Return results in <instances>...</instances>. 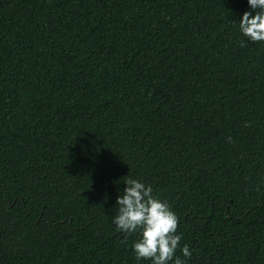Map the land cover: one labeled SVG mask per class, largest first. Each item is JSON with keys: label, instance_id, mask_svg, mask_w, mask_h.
I'll use <instances>...</instances> for the list:
<instances>
[{"label": "trees", "instance_id": "obj_1", "mask_svg": "<svg viewBox=\"0 0 264 264\" xmlns=\"http://www.w3.org/2000/svg\"><path fill=\"white\" fill-rule=\"evenodd\" d=\"M245 11L0 0V264H152L114 224L128 178L178 216L184 264H264V42Z\"/></svg>", "mask_w": 264, "mask_h": 264}, {"label": "clouds", "instance_id": "obj_2", "mask_svg": "<svg viewBox=\"0 0 264 264\" xmlns=\"http://www.w3.org/2000/svg\"><path fill=\"white\" fill-rule=\"evenodd\" d=\"M253 12L245 11L239 21V29L249 41L264 42V0H248ZM122 195L116 204L118 214L114 217L116 229L126 233H140L134 242L136 258L150 259L152 264H184L175 257L181 237L176 234L178 216L170 206L153 195V188L133 178H128ZM184 257L192 253L187 245L182 248ZM175 257V259H174Z\"/></svg>", "mask_w": 264, "mask_h": 264}]
</instances>
